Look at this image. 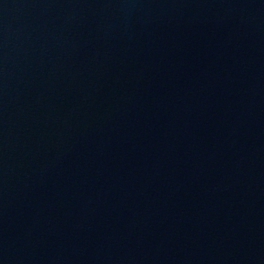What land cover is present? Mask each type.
I'll return each mask as SVG.
<instances>
[{"label":"water","instance_id":"obj_1","mask_svg":"<svg viewBox=\"0 0 264 264\" xmlns=\"http://www.w3.org/2000/svg\"><path fill=\"white\" fill-rule=\"evenodd\" d=\"M0 264H264V0H0Z\"/></svg>","mask_w":264,"mask_h":264}]
</instances>
